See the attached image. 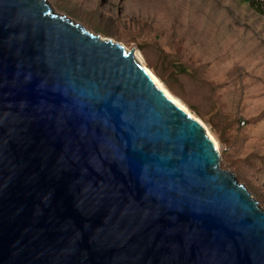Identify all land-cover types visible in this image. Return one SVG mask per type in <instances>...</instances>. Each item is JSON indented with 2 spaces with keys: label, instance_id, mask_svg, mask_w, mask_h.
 I'll return each instance as SVG.
<instances>
[{
  "label": "water",
  "instance_id": "water-1",
  "mask_svg": "<svg viewBox=\"0 0 264 264\" xmlns=\"http://www.w3.org/2000/svg\"><path fill=\"white\" fill-rule=\"evenodd\" d=\"M0 264H264V210L133 51L0 0Z\"/></svg>",
  "mask_w": 264,
  "mask_h": 264
},
{
  "label": "rangeland",
  "instance_id": "rangeland-1",
  "mask_svg": "<svg viewBox=\"0 0 264 264\" xmlns=\"http://www.w3.org/2000/svg\"><path fill=\"white\" fill-rule=\"evenodd\" d=\"M46 1L58 15L133 51L207 126L221 168L264 210V8L241 0ZM169 64L185 74L174 77Z\"/></svg>",
  "mask_w": 264,
  "mask_h": 264
},
{
  "label": "bare ground",
  "instance_id": "bare-ground-1",
  "mask_svg": "<svg viewBox=\"0 0 264 264\" xmlns=\"http://www.w3.org/2000/svg\"><path fill=\"white\" fill-rule=\"evenodd\" d=\"M146 70V69H145ZM147 73L154 79L155 83L157 84V86L159 87V89L173 102L176 104L177 107H179L183 112H185L187 115H189L193 120H195L199 126L201 127V129L205 132V134L207 135V137L210 139L211 143L213 144L218 156L220 157V151H219V145L216 141V139L210 134L207 126H205V124L200 121L198 118L194 117L177 99H175L173 96H171L163 87V85L161 84V82L149 71L146 70Z\"/></svg>",
  "mask_w": 264,
  "mask_h": 264
},
{
  "label": "trees",
  "instance_id": "trees-1",
  "mask_svg": "<svg viewBox=\"0 0 264 264\" xmlns=\"http://www.w3.org/2000/svg\"><path fill=\"white\" fill-rule=\"evenodd\" d=\"M245 4H248L250 8L254 9L257 12H261L264 8V0H242ZM166 69H170L173 72L174 77L176 76H182L185 74V68L179 65H171ZM160 80L164 83V85L169 89V80L165 78L164 76H160ZM170 91V89H169Z\"/></svg>",
  "mask_w": 264,
  "mask_h": 264
},
{
  "label": "built area",
  "instance_id": "built-area-1",
  "mask_svg": "<svg viewBox=\"0 0 264 264\" xmlns=\"http://www.w3.org/2000/svg\"><path fill=\"white\" fill-rule=\"evenodd\" d=\"M242 1V0H241Z\"/></svg>",
  "mask_w": 264,
  "mask_h": 264
}]
</instances>
